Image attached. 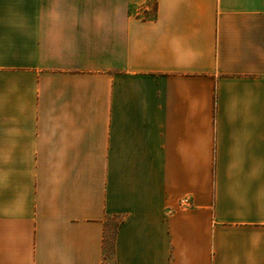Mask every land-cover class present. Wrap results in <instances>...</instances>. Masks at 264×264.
Segmentation results:
<instances>
[{"label":"crops","instance_id":"obj_1","mask_svg":"<svg viewBox=\"0 0 264 264\" xmlns=\"http://www.w3.org/2000/svg\"><path fill=\"white\" fill-rule=\"evenodd\" d=\"M112 223L110 264H264V0H0V264Z\"/></svg>","mask_w":264,"mask_h":264},{"label":"rangeland","instance_id":"obj_2","mask_svg":"<svg viewBox=\"0 0 264 264\" xmlns=\"http://www.w3.org/2000/svg\"><path fill=\"white\" fill-rule=\"evenodd\" d=\"M150 6L153 8V3L150 4ZM152 15V11L147 14V17H151ZM114 223L108 224L107 225V232H106V236H105V264H110V244H111V239L113 236V232H114Z\"/></svg>","mask_w":264,"mask_h":264}]
</instances>
